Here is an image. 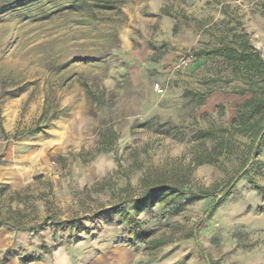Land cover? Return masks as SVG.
Wrapping results in <instances>:
<instances>
[{
    "label": "rangeland",
    "instance_id": "rangeland-1",
    "mask_svg": "<svg viewBox=\"0 0 264 264\" xmlns=\"http://www.w3.org/2000/svg\"><path fill=\"white\" fill-rule=\"evenodd\" d=\"M12 3L0 0V264H264V149L245 165L238 138L218 164L192 161L199 132L229 126L251 97L200 53L238 33L264 59V0ZM182 180L212 195L140 215L145 232L180 238L155 256L123 215L93 217ZM71 218L85 231L63 227Z\"/></svg>",
    "mask_w": 264,
    "mask_h": 264
},
{
    "label": "trees",
    "instance_id": "trees-1",
    "mask_svg": "<svg viewBox=\"0 0 264 264\" xmlns=\"http://www.w3.org/2000/svg\"><path fill=\"white\" fill-rule=\"evenodd\" d=\"M33 1L35 0H19L13 1L12 4L22 7L26 3ZM176 29L177 26H175L174 30ZM200 54L218 56L226 60L231 67L234 78L241 80L245 87L240 92L241 95L249 93L251 97L239 107L236 118L229 126L214 127L199 132V140L203 141L204 148L198 152L197 156H193L192 161L195 162L197 167L206 164L216 165L221 157L234 154L238 138H247L249 142L246 144L248 149L245 160L246 165L250 158L254 156L258 158L264 149V59L251 45L248 35L238 33H235L229 41H223L221 46H216L209 52ZM41 131L33 130L32 133L38 134ZM207 140H211L214 144L211 147H207L205 144ZM248 175V173H245L244 177ZM253 184L258 191L264 193V187L254 182ZM184 187V180L182 182L157 181L155 184L148 186L140 196L118 203L110 208L109 212H97L93 214V217L100 219L107 217L108 213L123 215L130 228V237L140 242L146 240V251L149 256H155L163 247L180 240V238H176L174 234L167 236L165 232L157 236H154V233L145 232L138 218L146 210L164 203L169 198H177L188 194L190 195L189 201L195 202L212 195L209 190L193 192L187 191ZM229 195L230 193H227L223 198L216 200L215 209L221 206ZM127 203H131L130 210L125 207ZM90 216L92 215L85 217L88 218ZM81 220L82 218L68 219L64 222L63 227L74 229L79 234L85 231ZM191 237L193 236L189 233L182 238L189 239ZM76 239L77 242L81 241L78 235H76ZM57 249L54 248L52 252ZM39 261L41 260L23 258L22 264H31Z\"/></svg>",
    "mask_w": 264,
    "mask_h": 264
},
{
    "label": "crops",
    "instance_id": "crops-1",
    "mask_svg": "<svg viewBox=\"0 0 264 264\" xmlns=\"http://www.w3.org/2000/svg\"><path fill=\"white\" fill-rule=\"evenodd\" d=\"M12 1H19V0H12ZM2 149H3V146L0 143V152L2 151ZM38 263H42V262H35V263H31V264H38Z\"/></svg>",
    "mask_w": 264,
    "mask_h": 264
},
{
    "label": "built area",
    "instance_id": "built-area-1",
    "mask_svg": "<svg viewBox=\"0 0 264 264\" xmlns=\"http://www.w3.org/2000/svg\"><path fill=\"white\" fill-rule=\"evenodd\" d=\"M159 87V86H158Z\"/></svg>",
    "mask_w": 264,
    "mask_h": 264
}]
</instances>
